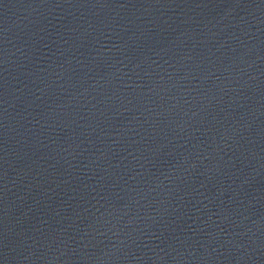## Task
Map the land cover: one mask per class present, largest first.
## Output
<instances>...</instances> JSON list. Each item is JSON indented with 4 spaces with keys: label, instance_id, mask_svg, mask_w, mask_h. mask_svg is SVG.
Listing matches in <instances>:
<instances>
[{
    "label": "water",
    "instance_id": "water-1",
    "mask_svg": "<svg viewBox=\"0 0 264 264\" xmlns=\"http://www.w3.org/2000/svg\"><path fill=\"white\" fill-rule=\"evenodd\" d=\"M0 264H264V0H0Z\"/></svg>",
    "mask_w": 264,
    "mask_h": 264
}]
</instances>
